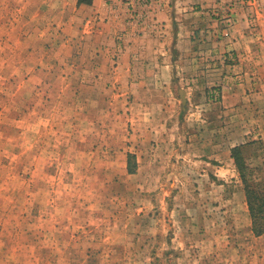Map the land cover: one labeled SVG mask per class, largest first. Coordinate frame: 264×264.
Listing matches in <instances>:
<instances>
[{"label":"rangeland","instance_id":"rangeland-1","mask_svg":"<svg viewBox=\"0 0 264 264\" xmlns=\"http://www.w3.org/2000/svg\"><path fill=\"white\" fill-rule=\"evenodd\" d=\"M49 4L0 0V264H264L228 150L244 146L262 188L264 67L239 101L184 82L183 104L158 70L128 84L143 94L97 95L122 84L92 81L94 52L67 41ZM210 124L226 136L219 172L205 159L217 149L198 144L216 138Z\"/></svg>","mask_w":264,"mask_h":264},{"label":"crops","instance_id":"crops-1","mask_svg":"<svg viewBox=\"0 0 264 264\" xmlns=\"http://www.w3.org/2000/svg\"><path fill=\"white\" fill-rule=\"evenodd\" d=\"M39 1L44 4L43 8L50 3L52 10L53 5L51 20L66 33L67 41L72 40L75 45L94 52L93 63L89 64L93 68L92 81L122 84L116 91L114 88L105 89L104 93L95 91L97 95L131 94L128 84L143 83L158 70L157 75L159 72L165 75L162 82L169 81L177 94L182 90L190 94L179 88L184 82L209 87L207 92L219 85L218 90L223 92L219 103L224 102V94L231 96L232 101H239L245 99L242 94H246L241 89L242 84L256 79L251 76L256 73L252 68L264 67V48L258 50L255 44L260 38L258 33L263 31L257 29V33L252 29L247 15L253 12V7H248L245 0H161V7L154 16L142 23L132 22L118 0ZM229 13L236 18L231 28L226 24ZM62 42L59 41L60 45H55L53 51H60ZM116 52H119L118 59L111 57ZM146 52L151 53L150 56ZM220 112H207L205 116L218 118ZM208 128L217 129L216 138L210 143L201 139L198 144L208 150L217 149L216 154L213 151L205 159L219 172L220 149H226V136L221 135L222 126L218 124H210ZM184 135L191 139L190 130H185ZM237 145L229 146L230 157L232 148Z\"/></svg>","mask_w":264,"mask_h":264},{"label":"trees","instance_id":"trees-1","mask_svg":"<svg viewBox=\"0 0 264 264\" xmlns=\"http://www.w3.org/2000/svg\"><path fill=\"white\" fill-rule=\"evenodd\" d=\"M243 145L235 146L231 150V157L234 160L235 165L237 166L240 178L245 185V191L247 195V201L249 204L250 215L252 218V226L255 232L261 234L264 232V186L262 188L254 186L253 179L248 178L249 175L255 170L250 168L245 164L244 159L242 157ZM129 171L132 172L133 166L129 154L128 158ZM130 166L132 168H130ZM252 181V182H251Z\"/></svg>","mask_w":264,"mask_h":264},{"label":"built area","instance_id":"built-area-1","mask_svg":"<svg viewBox=\"0 0 264 264\" xmlns=\"http://www.w3.org/2000/svg\"><path fill=\"white\" fill-rule=\"evenodd\" d=\"M119 3L125 8L128 18L132 22L142 23L148 18H152L157 10L161 7V0H118ZM248 6L254 7L256 15H250L247 17L248 22L252 23L255 18H258L259 7L262 6L264 0H245ZM260 12H263L260 8ZM236 23L234 14L229 13L226 18V24L228 28H231Z\"/></svg>","mask_w":264,"mask_h":264},{"label":"water","instance_id":"water-1","mask_svg":"<svg viewBox=\"0 0 264 264\" xmlns=\"http://www.w3.org/2000/svg\"><path fill=\"white\" fill-rule=\"evenodd\" d=\"M181 97H182V100H183V104L186 102V94L185 92L182 90L181 93H180Z\"/></svg>","mask_w":264,"mask_h":264}]
</instances>
